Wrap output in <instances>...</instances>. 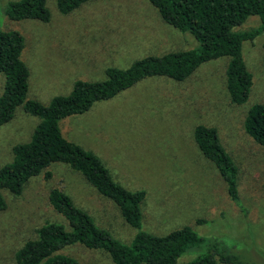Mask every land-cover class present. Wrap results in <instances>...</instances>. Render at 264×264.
Returning <instances> with one entry per match:
<instances>
[{
	"label": "rangeland",
	"instance_id": "374dc122",
	"mask_svg": "<svg viewBox=\"0 0 264 264\" xmlns=\"http://www.w3.org/2000/svg\"><path fill=\"white\" fill-rule=\"evenodd\" d=\"M9 1L15 0H0V28L22 35L26 96L42 103L67 94L74 80H103L108 66L126 68L146 55L198 45L191 34L165 23L147 0H88L67 14L57 11L55 0H45L47 22L9 18L4 13ZM258 23L256 16H248L239 28ZM262 39L259 34L241 44L252 83L247 100L239 106L227 101V58L219 57L201 63L182 81L146 77L94 102L86 112L58 121L62 137L95 154L114 181L129 191L144 192L142 230L163 235L186 225L202 237L221 240L244 264H264V146L242 130L245 109L264 104ZM37 119L17 106L11 120L0 126V166L10 161L14 143L29 140ZM196 124L215 127L235 163L243 210L230 200L216 168L197 149L191 131ZM51 188L64 192L112 238L127 244L134 236L136 229L123 220L113 202L67 164L51 162L31 176L19 194L2 190L0 264H16L14 251L33 238L41 224L68 227L48 202ZM61 253L79 264H113L103 250L80 243L62 247ZM197 254L189 249L174 264H184Z\"/></svg>",
	"mask_w": 264,
	"mask_h": 264
},
{
	"label": "trees",
	"instance_id": "16d2710c",
	"mask_svg": "<svg viewBox=\"0 0 264 264\" xmlns=\"http://www.w3.org/2000/svg\"><path fill=\"white\" fill-rule=\"evenodd\" d=\"M86 1L55 0V6L59 13L67 14ZM147 1L165 23L191 34L198 45L160 55H146L133 60L126 68L108 66L104 69L103 80H74L67 94L51 96L46 103L26 96L28 68L20 57L22 35L17 30L0 28V126L11 120L17 106L38 118L29 140L14 143L10 148V161L0 166V210L4 208L3 189L17 195L31 176L51 162H62L113 202L123 220L136 229L130 242L122 243L96 226L64 192L51 188L48 202L65 218L68 227L56 222L41 224L35 229V236L26 239L14 251L16 264H79L61 253L62 247L74 243L103 250L113 264H174L180 254L192 248L198 254L184 264H244L221 240L202 237L189 226H180L163 235L142 230L140 204L144 192L129 191L114 181L95 154L63 138L59 130L61 118L84 113L94 102L107 100L143 78L163 76L179 82L201 63L219 57L227 58L224 86L228 103L239 106L247 100L252 80L244 65L241 44L262 34L261 46L264 48V0ZM4 13L14 20H49L45 0L9 1ZM248 16H256L259 23L241 30L239 26ZM242 130L254 142L264 146L263 103H253L245 109ZM191 131L197 149L222 178L228 197L243 210L236 188L237 167L219 142L215 127L196 124Z\"/></svg>",
	"mask_w": 264,
	"mask_h": 264
},
{
	"label": "crops",
	"instance_id": "0c3cea01",
	"mask_svg": "<svg viewBox=\"0 0 264 264\" xmlns=\"http://www.w3.org/2000/svg\"><path fill=\"white\" fill-rule=\"evenodd\" d=\"M159 15V14H158ZM160 17V16H159ZM85 180V179H84ZM86 181V180H85ZM87 182V181H86ZM88 183V182H87ZM89 184V183H88ZM90 185V184H89ZM94 188V187H93ZM119 212V211H118ZM121 216V215H120Z\"/></svg>",
	"mask_w": 264,
	"mask_h": 264
}]
</instances>
